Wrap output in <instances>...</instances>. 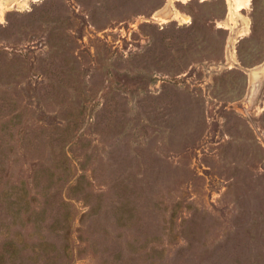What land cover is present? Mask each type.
<instances>
[{"label":"rangeland","instance_id":"1","mask_svg":"<svg viewBox=\"0 0 264 264\" xmlns=\"http://www.w3.org/2000/svg\"><path fill=\"white\" fill-rule=\"evenodd\" d=\"M1 1L0 264H264V0Z\"/></svg>","mask_w":264,"mask_h":264},{"label":"bare ground","instance_id":"2","mask_svg":"<svg viewBox=\"0 0 264 264\" xmlns=\"http://www.w3.org/2000/svg\"><path fill=\"white\" fill-rule=\"evenodd\" d=\"M249 2H250V0H246V1H245L246 4H248ZM0 3H2V1H1ZM244 5H245V4H244ZM244 5H243L242 2H239V6H240V7H243ZM247 20H248V19H247ZM186 21H188V20H186ZM248 22H249V21H248Z\"/></svg>","mask_w":264,"mask_h":264}]
</instances>
